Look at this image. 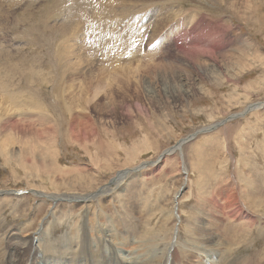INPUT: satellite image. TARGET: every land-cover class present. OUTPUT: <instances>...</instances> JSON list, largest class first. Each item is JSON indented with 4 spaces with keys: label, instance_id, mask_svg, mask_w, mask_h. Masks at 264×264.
<instances>
[{
    "label": "rangeland",
    "instance_id": "1",
    "mask_svg": "<svg viewBox=\"0 0 264 264\" xmlns=\"http://www.w3.org/2000/svg\"><path fill=\"white\" fill-rule=\"evenodd\" d=\"M21 1L0 0V264L143 233L172 264H264V0Z\"/></svg>",
    "mask_w": 264,
    "mask_h": 264
},
{
    "label": "bare ground",
    "instance_id": "2",
    "mask_svg": "<svg viewBox=\"0 0 264 264\" xmlns=\"http://www.w3.org/2000/svg\"><path fill=\"white\" fill-rule=\"evenodd\" d=\"M1 1H4V0H1ZM6 1V0H5ZM14 1V0H13ZM19 1H21V0H19ZM23 2H24V0H22ZM22 1H21V3H22ZM59 1V0H58ZM63 1V0H62ZM61 1V2H62ZM76 1V0H75ZM115 1V0H114ZM114 1H112L113 2V4H114ZM218 1V0H217ZM233 1V0H232ZM34 3H35V1H33ZM33 2H32V4H33ZM49 2V1H48ZM51 2V1H50ZM67 2V1H66ZM108 2V1H107ZM124 2V1H123ZM228 2V1H227ZM235 2V1H234ZM244 2V1H243ZM248 2L249 1H247L246 0V3H245V6L246 7H249V5H251V4H248ZM11 3H13L12 1H11ZM16 3H18V2H16ZM25 3V2H24ZM38 3V2H37ZM45 3H47L46 1H45ZM64 3H65V1H64ZM71 3V2H70ZM77 4L79 3L78 1L76 2ZM86 3H87V1H86ZM221 3H224V2H221ZM261 3H263V2H261ZM14 4V3H13ZM23 4V3H22ZM27 4V3H26ZM31 4V5H32ZM50 4L51 3H49V6H50ZM59 4V3H58ZM84 4V3H83ZM93 4V3H92ZM232 4V3H231ZM237 4V3H236ZM258 4H260V3H258ZM20 5V7H21V4H19ZM37 5H39V4H37ZM69 5H71V4H69ZM103 5V4H102ZM115 5V4H114ZM129 5V4H128ZM134 5V4H133ZM238 5V4H237ZM243 5V4H242ZM9 6V5H8ZM11 7H12V4L10 5ZM27 6V5H26ZM29 6H30V3H29ZM28 6V7H29ZM33 6H35V5H33ZM48 6V5H47ZM48 6V7H49ZM56 6V5H55ZM66 6V5H65ZM68 6V5H67ZM79 6V5H78ZM116 6V5H115ZM130 6H132V4L130 5ZM226 6H227V4H226ZM19 7V6H18ZM31 7V6H30ZM70 7V6H69ZM76 7V6H75ZM99 7H101V5L99 6ZM113 7V6H112ZM225 7V6H224ZM234 7V6H233ZM255 7V6H254ZM259 7V6H258ZM14 8V7H13ZM26 8V7H25ZM59 8L61 9L62 7H59L58 6V11L60 12V10H59ZM68 8V7H67ZM109 8H111L110 6H109ZM242 8V7H241ZM4 9V8H3ZM7 9H10L9 7L7 8ZM29 9V8H28ZM37 9V8H36ZM38 9H40V8H38ZM86 9H88V8H86ZM105 9V8H104ZM103 9V10H104ZM106 9H108L107 8V5H106ZM230 9V8H229ZM232 9V8H231ZM251 9V8H250ZM254 9V8H253ZM35 10V9H34ZM47 10V9H46ZM75 10V9H74ZM95 10H97V9H95ZM94 10V11H95ZM100 10V9H99ZM134 10V9H133ZM139 10V9H138ZM208 10V9H207ZM4 11H6V10H4ZM10 11V10H9ZM23 13L26 11H23V8H22V10H21ZM39 11H41V10H39ZM38 11V12H39ZM53 11V10H52ZM51 11V12H52ZM62 11V10H61ZM65 11V10H64ZM84 11V10H83ZM90 11V10H89ZM98 11V10H97ZM112 11H113V9H112ZM112 11H110V13H112ZM127 11V10H126ZM163 11V10H162ZM240 11V10H239ZM12 12V11H11ZM17 12L19 13L20 12V9H19V11L17 10ZM44 12H45V10H44ZM54 12V11H53ZM71 12V11H70ZM73 12V11H72ZM105 12H108V11H106L105 10ZM132 12H134V11H132ZM1 13H2V11H1ZM8 13V12H7ZM16 13V12H15ZM22 13V14H23ZM48 13V12H47ZM63 13V12H62ZM74 13H75V11H74ZM77 13V12H76ZM75 13V14H76ZM109 13V12H108ZM114 13V12H113ZM112 13V14H113ZM131 13V12H130ZM155 13V12H154ZM166 13V12H165ZM239 13V12H238ZM45 14V13H44ZM60 14V13H59ZM65 14V13H64ZM78 14V13H77ZM128 14V13H127ZM173 14H174V12H173ZM177 14V13H176ZM179 14V13H178ZM234 14V13H233ZM237 14V13H236ZM8 15H10V13L8 14ZM15 15V14H14ZM36 15V14H35ZM34 15V17H36ZM38 15V14H37ZM41 15V14H40ZM53 15H56V14H54L53 13ZM101 15V14H100ZM124 15V14H123ZM170 15V14H169ZM11 16H13L12 15V13H11ZM16 16V18L18 17V15H15ZM14 16V17H15ZM42 16H44L43 15V13H42ZM46 16V15H45ZM45 16L43 17L44 19H43V21L45 20ZM71 16V15H70ZM161 16H162V14H161ZM173 16V15H172ZM180 16V15H179ZM39 17V16H38ZM55 17V16H54ZM96 17V16H95ZM117 17V16H116ZM132 17V16H131ZM130 17V18H131ZM159 17V16H158ZM166 17V16H165ZM176 16H175V14H174V17H173V19L175 18ZM220 17V16H219ZM239 17V16H238ZM2 18H3V16H2ZM40 19L42 18V17H39ZM53 18V17H52ZM169 18V17H168ZM32 19V18H31ZM55 19V18H54ZM166 19V18H165ZM172 19V20H173ZM59 20V19H58ZM100 20V19H99ZM18 20H16V22H17ZM46 21V20H45ZM54 21H56V19L54 20ZM62 21V20H61ZM92 21V20H91ZM96 21H97V19H96ZM162 21V20H161ZM160 21V22H161ZM166 21V20H165ZM170 21V20H169ZM176 21V20H175ZM23 22V21H22ZM88 22V21H87ZM155 22H156V20H155ZM178 22V21H177ZM181 22V21H180ZM40 23H41V21H40ZM58 23V22H57ZM17 24V23H16ZM62 24V23H61ZM66 24V23H65ZM87 24V23H86ZM89 24V23H88ZM126 24V23H125ZM130 24V23H129ZM165 24V23H164ZM32 25V24H31ZM60 25V24H59ZM94 25H96V24H94L93 23V26ZM98 25H99V23H98ZM97 25V26H98ZM180 25V24H179ZM38 27H39V24L37 25ZM70 26V25H69ZM88 26V25H87ZM101 26V25H100ZM100 26H98V27H100ZM155 26V25H154ZM194 26V25H193ZM262 26V25H261ZM18 27V26H17ZM78 27V26H77ZM90 27V26H89ZM198 27V26H197ZM73 28V27H72ZM47 29V28H46ZM89 29V28H88ZM48 30V29H47ZM139 29H137V31H138ZM151 30H152V28H151ZM46 32V31H45ZM49 32V31H48ZM57 32V31H56ZM63 32H64V30H63ZM85 32V31H84ZM60 33V32H59ZM66 32H64V34H65ZM73 33H75V32H73ZM98 33V32H97ZM140 33V32H139ZM63 34V35H64ZM70 34H72V33H70ZM92 34H93V32H92ZM131 34V33H130ZM45 35H47V34H45ZM51 35H49V37H50ZM72 36V35H71ZM73 36H74V34H73ZM76 37V36H75ZM205 37V36H204ZM140 39H141V37H139ZM206 38H209V37H206ZM50 39V38H49ZM69 39V38H68ZM88 39V38H87ZM59 40V39H58ZM89 40V39H88ZM52 41H53V39H52ZM216 41H217V39H216ZM231 41V40H230ZM73 42V41H72ZM207 42V41H206ZM227 42H229V41H227ZM138 43V42H137ZM175 43V42H174ZM213 43V42H212ZM211 43V44H212ZM56 44V43H55ZM58 44V43H57ZM75 44V43H74ZM205 44H207V43H205ZM228 44V43H227ZM51 45V44H50ZM65 45H68V44H65ZM64 45V46H65ZM72 45V44H71ZM113 45H115V44H113ZM58 46H60V45H58ZM63 46V47H64ZM74 46V45H73ZM75 46H76V44H75ZM78 46V45H77ZM195 46H196V44H195ZM206 46H208V45H206ZM228 46V45H227ZM62 47V48H63ZM67 47V46H66ZM177 47V46H176ZM180 47V46H179ZM201 47V46H200ZM205 47V46H204ZM230 47V46H229ZM52 48H54V46H52ZM58 48V47H57ZM65 48V47H64ZM71 48V47H70ZM82 48H84V46H82ZM206 48V47H205ZM209 48H211V46L209 47ZM208 48V49H209ZM214 48V47H213ZM76 49V48H75ZM199 47L197 46V51H199L200 49H202V47L199 49ZM230 49V48H229ZM52 50H54V49H52ZM85 50H86V48H85ZM182 50H183V48H182ZM195 50V51H196ZM204 50V49H203ZM210 50V49H209ZM67 51V50H66ZM70 52H71V50H69ZM77 51V50H76ZM82 51V50H81ZM201 51V50H200ZM199 51V52H200ZM211 51V50H210ZM221 51V50H220ZM232 51V50H231ZM85 52V51H84ZM184 52V51H183ZM183 52H182V54H183ZM204 52H206V51H204ZM207 52H208V50H207ZM219 52V51H218ZM55 53V52H54ZM59 53V52H58ZM77 53H79V51L77 52ZM179 53H180V51H179ZM209 53V52H208ZM212 53V52H211ZM232 53V52H231ZM72 54V53H71ZM178 54V53H177ZM200 54V53H199ZM201 54H202V52H201ZM205 54H207V53H205ZM222 54V53H221ZM53 55V54H52ZM74 55H76V53L74 54ZM195 55V54H194ZM198 55V54H197ZM228 55V54H227ZM56 56V55H55ZM60 56V55H59ZM72 56V55H71ZM77 56V55H76ZM81 56V55H80ZM87 56H88V54H87ZM89 56H92V54L91 55H89ZM88 56V57H89ZM155 56V55H154ZM186 56V55H185ZM190 56V55H189ZM189 56H187V57H189ZM199 56V55H198ZM223 56V55H222ZM57 57H58V55H57ZM83 57V56H82ZM86 57V56H85ZM197 57V56H196ZM228 57V56H227ZM53 58V57H52ZM60 58V57H59ZM89 58H91V57H89ZM193 58V57H192ZM200 58V57H199ZM54 59V58H53ZM72 59V58H71ZM202 59V58H201ZM59 60V59H58ZM138 61V60H137ZM61 63H62V61H61ZM118 63V62H117ZM120 63V62H119ZM139 63V62H138ZM111 65V64H110ZM137 66V65H136ZM70 67V66H69ZM58 68H59V66H58ZM57 68V69H58ZM139 70V69H138ZM61 71V70H60ZM59 71V72H60ZM70 71V70H69ZM75 71V70H74ZM132 71V70H131ZM136 72V71H135ZM108 73V72H107ZM130 73V72H129ZM31 76L32 75H30V78H31ZM27 78V77H26ZM27 80V79H26ZM108 80V79H107ZM36 81H37V79H36ZM27 82V81H26ZM44 84V83H43ZM83 94V93H82ZM83 95H85V94H83ZM79 99V98H78ZM1 100H3V99H1ZM4 102V101H3ZM2 102V103H3ZM2 103H0V105L2 104ZM5 103V102H4ZM263 106H264V103L262 104ZM261 106V104L259 105V107ZM262 106V107H263ZM258 109H260V108H258ZM255 109H252V111H254ZM252 111H251V113H252ZM224 127H225V124L223 125ZM223 126H221V127H223ZM223 127V128H224ZM227 129V128H226ZM45 131V130H44ZM225 131V130H224ZM41 132H43V131H41ZM44 133V132H43ZM45 134V133H44ZM43 134V135H44ZM242 134V133H241ZM236 135V134H235ZM225 137V136H224ZM239 140V139H238ZM186 141V140H185ZM185 141H182V142H180L178 145H176L175 147H172L170 150H168L165 154L166 155H172L176 150V152H179V150H181L182 149V144L185 142ZM237 143V142H236ZM263 151V150H262ZM181 152V151H180ZM165 154H163V156L165 155ZM182 160V162H183V159H181ZM183 165H184V163H183ZM143 166V165H142ZM180 167V166H179ZM120 178V177H119ZM121 179V178H120ZM241 181H242V179H241ZM250 182H252V181H250ZM218 183V182H217ZM248 183V182H247ZM245 185V184H244ZM233 187V186H232ZM119 189V188H118ZM234 189V188H233ZM232 189V190H233ZM112 190V189H111ZM228 192V191H227ZM233 192V191H232ZM243 192V190L241 191V193ZM102 193V192H101ZM103 193H104V191H103ZM106 193V192H105ZM244 193H245V191H244ZM106 194H108V193H106ZM65 196V195H64ZM69 196H71V197H69ZM73 195H68L66 198L67 199H78V198H74V197H72ZM179 196V195H178ZM233 196V195H232ZM243 196V195H242ZM249 198V197H248ZM79 199H82V197H80ZM88 199V198H87ZM94 199V198H93ZM232 200V199H231ZM230 200V201H231ZM256 200V199H255ZM258 200V199H257ZM92 201V200H91ZM175 201H176V199H175ZM225 201V200H224ZM245 201V200H244ZM253 201V200H252ZM223 202V201H222ZM242 202V201H241ZM248 202V201H247ZM3 203V202H2ZM226 203V202H225ZM216 204V203H215ZM218 205V204H217ZM215 206V205H214ZM223 206V205H222ZM237 206V205H236ZM237 208H238V206H237ZM236 208V209H237ZM235 209V208H234ZM235 209V210H236ZM241 209V208H240ZM221 210V209H220ZM238 211H240L239 209H238ZM207 212H208V210H207ZM221 212V211H220ZM228 212V211H227ZM229 214V213H228ZM194 215V214H193ZM50 216V215H49ZM233 216V215H232ZM248 216V215H247ZM214 217V216H213ZM59 218V217H58ZM244 218H246V217H244ZM32 219V218H31ZM158 219V218H157ZM53 220V219H52ZM74 220V219H73ZM255 221V220H254ZM257 221V220H256ZM57 222V221H56ZM186 223V222H185ZM219 223V222H218ZM147 224V223H146ZM4 226V225H3ZM53 226V225H52ZM7 227V226H6ZM5 227V228H6ZM46 227H47V225H46ZM106 227V226H105ZM1 228V227H0ZM220 228V227H219ZM50 229V228H49ZM207 229V228H206ZM262 229V228H261ZM2 230V229H1ZM219 230V229H218ZM49 231V230H48ZM171 231V230H170ZM201 231V230H200ZM204 231V230H203ZM208 231V230H207ZM214 231H216V230H214ZM23 233V232H22ZM167 233V232H166ZM198 233H200L199 231H198ZM204 233V232H203ZM196 234V233H195ZM217 234V233H216ZM126 235V234H125ZM125 235L122 237V238H120L119 237V243H121L122 245L123 244H125L124 246H126L127 247V245H129V242H128V239H127V236L125 237ZM157 235V234H156ZM159 235V234H158ZM173 235V234H172ZM132 236V235H131ZM135 236V239L137 240L136 241V243H139L140 245V247L142 248L141 250H139V249H137V247L138 246H136V248L134 247V243H133V245H132V247L130 248L129 247V251H126L127 252V255L125 256V254L126 253H122V252H118L115 248H113V245H109L110 247H111V252H109L108 254H105L104 252H99V251H97L96 249H94L93 247H92V249L91 248H87L86 250H84V253H86L87 255H88V253H93L94 255H96V258H97V262H92L88 257H87V261H84L83 259H79V258H81V256H79L78 254V256L77 257H75V259H74V255L76 256V253H73V257L71 258V261L69 262V264H78L79 263V260L81 261L80 263L82 264H153V263H156L157 261V259L159 260V261H161L162 262V260H163V262L161 263H159V264H172L171 263V255H172V251H173V247H175V245L173 244V242H171L170 241V243H169V247H168V249H167V252H168V254H167V257H166V259H164V257H162V255H160V254H158V255H156V254H153V253H151V254H148V252H146L145 250H147L148 248H151L150 246L152 245H154V243H156V240H155V238H156V236L154 235V234H151V233H143V234H141V236L140 237H137V235L135 234L134 235ZM165 236V235H164ZM186 236V235H185ZM198 236V235H197ZM217 236V235H216ZM1 237V236H0ZM215 237V236H214ZM213 237V238H214ZM130 238V237H129ZM93 239V238H92ZM208 239V238H207ZM219 239V238H218ZM108 240V239H107ZM117 240V239H116ZM158 240V239H157ZM172 240V239H171ZM221 240V239H220ZM84 241V240H83ZM118 241V240H117ZM159 241V240H158ZM208 241V240H207ZM9 242V241H8ZM31 242V241H30ZM51 241H49V243H50ZM85 242V241H84ZM110 242V241H109ZM12 243V242H11ZM132 243V242H131ZM8 244V243H7ZM23 244V243H22ZM22 244H21V246H22ZM158 244V243H157ZM162 244V243H161ZM160 244V245H161ZM164 244V243H163ZM12 245V244H11ZM45 245V244H44ZM115 245V244H114ZM24 246V245H23ZM47 246V245H46ZM195 246V245H194ZM8 247H10V246H8ZM7 247V248H8ZM29 247V246H28ZM51 247V246H50ZM64 247V246H63ZM122 247V246H121ZM17 248V247H16ZM26 248H27V246H26ZM38 248V247H37ZM47 249H49L48 247H46ZM125 248V247H124ZM123 248V249H124ZM198 248V247H197ZM215 248V247H214ZM218 248V247H217ZM82 249V248H81ZM94 249V250H93ZM127 249V248H126ZM135 249H137V250H135ZM205 249V248H204ZM31 250L32 249H30L28 252H26L25 250H23L22 252H21V250H18V253L16 252V254H15V259L12 261L11 259V261L10 262H7V263H9V264H21L22 262H23V257H24V255H26V259L24 258V260H27V262L29 261V259H30V252H31ZM122 250V249H121ZM157 250H158V248H157ZM157 250H155V251H157ZM16 251V250H15ZM36 251V250H35ZM66 251V250H65ZM101 251V250H100ZM148 251V250H147ZM159 252H160V250H158ZM226 251V250H225ZM232 251V250H231ZM82 252V251H81ZM125 252V251H124ZM189 253V252H188ZM201 253V252H200ZM218 253V252H217ZM229 253V252H228ZM28 254V255H27ZM103 254H104V256H103ZM186 254V253H185ZM213 254V253H212ZM215 254V253H214ZM234 254V253H233ZM9 255H11V254H9ZM91 255V254H90ZM194 255V254H193ZM5 257V256H4ZM215 257H216V255H215ZM232 257V256H231ZM194 258V257H193ZM4 259V258H3ZM219 260V259H218ZM158 261V262H159ZM38 263L40 262V261H37ZM187 262V261H186ZM189 262H191V261H189ZM209 262V261H208ZM26 263V262H25ZM48 263H50V261L49 260H42V264H48ZM51 264H63V263H61V261L59 260V259H56L55 258V261H52L51 262ZM218 264H229V263H226V262H224V261H222V262H219Z\"/></svg>",
    "mask_w": 264,
    "mask_h": 264
}]
</instances>
